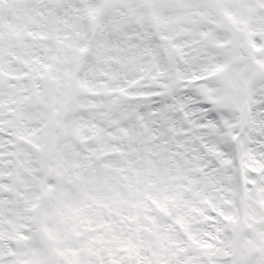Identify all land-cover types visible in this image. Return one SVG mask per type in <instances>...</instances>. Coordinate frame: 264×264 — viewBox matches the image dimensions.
<instances>
[{
  "label": "snow or ice",
  "instance_id": "1",
  "mask_svg": "<svg viewBox=\"0 0 264 264\" xmlns=\"http://www.w3.org/2000/svg\"><path fill=\"white\" fill-rule=\"evenodd\" d=\"M0 264H264V0H0Z\"/></svg>",
  "mask_w": 264,
  "mask_h": 264
}]
</instances>
